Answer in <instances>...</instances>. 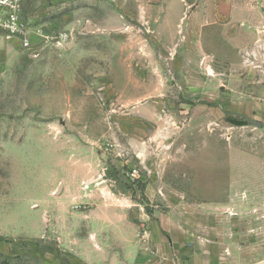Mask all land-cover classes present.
<instances>
[{
    "label": "rangeland",
    "instance_id": "374dc122",
    "mask_svg": "<svg viewBox=\"0 0 264 264\" xmlns=\"http://www.w3.org/2000/svg\"><path fill=\"white\" fill-rule=\"evenodd\" d=\"M22 18L28 48L1 31L20 52L0 62V264L99 245L264 264V0H25Z\"/></svg>",
    "mask_w": 264,
    "mask_h": 264
},
{
    "label": "crops",
    "instance_id": "0c3cea01",
    "mask_svg": "<svg viewBox=\"0 0 264 264\" xmlns=\"http://www.w3.org/2000/svg\"><path fill=\"white\" fill-rule=\"evenodd\" d=\"M17 41L16 38H6L0 31V62H2L4 66L13 65L16 62L20 52H18L19 49L17 47H19V41ZM95 235L97 236L98 234L96 233ZM114 250L115 249L110 251L100 245L97 249H94V251L85 250L81 252L82 264H121L123 261H126L120 257V253H118L117 250ZM136 255L135 248L128 250L127 256H129V259L127 260H133V262H135ZM153 262L157 264V260ZM149 264H151V262H149Z\"/></svg>",
    "mask_w": 264,
    "mask_h": 264
},
{
    "label": "built area",
    "instance_id": "2783aa9c",
    "mask_svg": "<svg viewBox=\"0 0 264 264\" xmlns=\"http://www.w3.org/2000/svg\"><path fill=\"white\" fill-rule=\"evenodd\" d=\"M25 0H0V31L7 37H18L22 46L29 47L27 28L22 18V8Z\"/></svg>",
    "mask_w": 264,
    "mask_h": 264
},
{
    "label": "trees",
    "instance_id": "16d2710c",
    "mask_svg": "<svg viewBox=\"0 0 264 264\" xmlns=\"http://www.w3.org/2000/svg\"><path fill=\"white\" fill-rule=\"evenodd\" d=\"M226 119L235 125H245L247 123V120L245 119L238 120L236 118H233L232 116H228Z\"/></svg>",
    "mask_w": 264,
    "mask_h": 264
}]
</instances>
